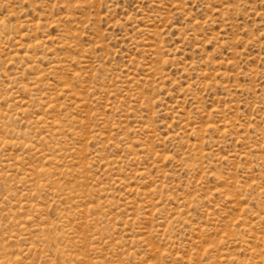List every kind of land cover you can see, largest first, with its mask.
I'll list each match as a JSON object with an SVG mask.
<instances>
[{
  "label": "rangeland",
  "instance_id": "1",
  "mask_svg": "<svg viewBox=\"0 0 264 264\" xmlns=\"http://www.w3.org/2000/svg\"><path fill=\"white\" fill-rule=\"evenodd\" d=\"M0 264H264V0H0Z\"/></svg>",
  "mask_w": 264,
  "mask_h": 264
}]
</instances>
